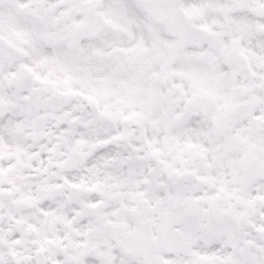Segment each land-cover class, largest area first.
<instances>
[{
    "label": "snow or ice",
    "instance_id": "6c2138e0",
    "mask_svg": "<svg viewBox=\"0 0 264 264\" xmlns=\"http://www.w3.org/2000/svg\"><path fill=\"white\" fill-rule=\"evenodd\" d=\"M0 264H264V0H0Z\"/></svg>",
    "mask_w": 264,
    "mask_h": 264
}]
</instances>
